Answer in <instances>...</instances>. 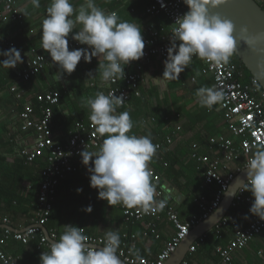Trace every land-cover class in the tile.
I'll return each instance as SVG.
<instances>
[{
  "label": "clouds",
  "instance_id": "clouds-1",
  "mask_svg": "<svg viewBox=\"0 0 264 264\" xmlns=\"http://www.w3.org/2000/svg\"><path fill=\"white\" fill-rule=\"evenodd\" d=\"M29 2L33 9L41 7L40 0ZM228 2L183 0L188 10L173 24L170 46L163 61V79L178 80L191 65L193 57L210 66L228 65L239 43L253 47L264 41V33L248 36L246 26H241L237 34V27L231 19L213 11ZM21 13L28 15L27 9ZM70 34L73 41L87 47L69 50ZM40 42L41 49L50 55L57 67L59 80L65 74L71 75L82 59L91 63L93 58H98L96 74L89 71L87 76L95 78L98 74L102 84L124 79L125 67L140 60L145 48L140 27L121 20L116 12H106L97 6L95 0H83L78 8L71 0H51L41 23ZM0 57H3L0 67L8 70L23 63L21 52L15 47L0 50ZM253 83L259 90L261 85L255 80ZM195 96L199 106L208 110L227 99L224 89L215 85L198 88ZM124 101L123 94L118 96L109 92L106 95L103 91L82 101L89 109L88 118L95 132L103 137V141L98 151H81V162L90 173V187L98 191V199L107 201L110 206L138 208L144 214L155 215L168 202L167 197L156 198L157 188L149 167L159 146L152 142L150 134L129 135L133 128L130 114L117 111ZM254 148L247 158L246 179L239 184L240 191H248L254 198L249 213L264 221V142ZM84 211L90 213L91 205ZM87 240L80 227L66 224L59 239L50 243V250L41 253L40 264H123L118 255L121 246L118 231L105 233L103 247L90 246ZM130 252L138 255L134 249Z\"/></svg>",
  "mask_w": 264,
  "mask_h": 264
},
{
  "label": "built area",
  "instance_id": "built-area-1",
  "mask_svg": "<svg viewBox=\"0 0 264 264\" xmlns=\"http://www.w3.org/2000/svg\"><path fill=\"white\" fill-rule=\"evenodd\" d=\"M142 1L146 3L142 12L144 18L147 20L163 18L170 24L171 29L165 31L160 24L157 27L147 25L145 29L147 34L144 37V56L125 67L124 79L117 80L115 83L101 84L100 91L106 95L109 92H115L118 96L123 94L125 101L122 107L125 108L128 107L132 99L141 98V86L146 83V67L151 66L154 62L159 63L161 74L163 73V61L167 57V48L170 46L171 31L175 26L173 24L188 10L183 0ZM254 1L264 9V0ZM16 3L17 0H0V26L21 22L22 16L16 8ZM4 47H7V50L14 47V44L7 40ZM77 47L86 46L73 40L69 41V50ZM31 52L32 58L23 66L17 65V67L9 69L21 81L29 82L47 65L57 69L48 53ZM193 60L201 63L198 69L199 75L209 78L211 86L223 88L227 97L222 104H219V109L228 136L218 134L209 138L205 145L193 143L188 152L189 160L197 167L204 169V186L211 187L212 191L209 194L201 193L193 198L192 204L198 213L192 214L186 221L180 220L178 212L168 202L166 207L155 215L144 214L138 208L128 209L121 205V214L125 222H136L143 225V238L159 239L155 222L160 213L166 215L174 229V234L164 243L153 262L130 252V249H134L136 252L135 240L137 237L135 235H122L118 255L123 264H165L190 231L203 221L208 220L219 209L236 176L246 170L247 158L255 150L254 146L264 142V100L259 99L263 93L261 88L257 90L253 83L254 80H257L253 77L246 78L243 71L235 64L210 66L196 57H193ZM96 61L98 58H93L91 63H85L82 59L79 64L92 67ZM183 73L180 74L177 81H183ZM188 82L194 84L196 79L190 78ZM10 91L15 92L16 90L11 88ZM35 101V106L24 105L22 107L19 114V131L34 134L32 146L21 152V157L27 163H33L43 156L46 158L40 175L37 209L34 212L33 224L22 231L12 232L7 229L10 226V220L0 215V262L2 264H18V258L12 257L3 249L10 240L27 245L37 235H40L37 249L45 247L50 250V243L58 240L61 234L52 232L48 236H44L40 228L47 222L51 214L56 187L75 171L72 162L81 157V151L84 149L98 151L103 141V137L95 132L88 119L86 122L83 120L75 122L67 141L64 144H56L53 140L51 121L54 109L60 104V95L58 92H45L38 94ZM164 121L168 122L169 118L165 117ZM155 122L156 119L152 117L143 121V125H153ZM180 131L181 126L176 125L172 133L165 135L161 142L154 143L159 146L156 152L164 153L171 148L175 135ZM152 172V179L158 193L156 198L161 200L160 183L163 174ZM240 190L239 188L234 195L229 212L212 228L211 232L214 239L220 241L223 233L230 226H235L243 206L246 207L247 224L243 229L234 228L227 246L217 245L214 247L213 254L218 259L215 264H231L232 254L245 249L264 230V221L249 213L253 202L251 193ZM82 231L88 237L86 243L90 246L103 247L102 237H92L87 235L83 229ZM205 238L206 235L198 240L203 241ZM196 250L197 244L193 243L188 249L189 256L180 264H197L191 258Z\"/></svg>",
  "mask_w": 264,
  "mask_h": 264
},
{
  "label": "crops",
  "instance_id": "crops-1",
  "mask_svg": "<svg viewBox=\"0 0 264 264\" xmlns=\"http://www.w3.org/2000/svg\"><path fill=\"white\" fill-rule=\"evenodd\" d=\"M135 1L139 2L143 8L140 12L135 7ZM50 2L51 0H40L41 7L33 9L29 0H17L16 8L22 16L21 22L0 26V50H6L5 42L11 41L14 47L21 52L23 63L18 64L19 66H23L32 58L31 51L37 54L46 53L41 49L40 32L41 23ZM71 2L78 8L83 0H71ZM95 2L98 7L106 12H116L121 20L136 24L140 27L143 38L147 34L145 30L147 25L157 27L160 24L165 31L171 29L170 24L163 18L158 20L144 18L142 12L146 3L142 0H95ZM24 9L28 11L26 16L21 13ZM78 28L79 26H77V30ZM69 41H72L71 34ZM2 59L3 57H1ZM97 67L98 61L92 67L78 64L71 75L65 74L59 80L58 69L47 65L29 82L21 81L11 70L0 67V180L4 175L3 172H5L4 176L7 173L10 177L14 176L17 159L22 158L21 152L30 148L34 142L32 132L21 133L19 131V114L22 107L24 105L35 106V97L38 94L58 92L60 104L54 109L55 114L53 112L51 129L54 142L64 144L71 134L73 124L80 120L86 122L89 119V109L83 105L82 101L89 97L94 98L95 94L100 91L102 83L99 75L97 74L95 78H88L87 76L89 71L95 75ZM145 75L146 83L141 86V98L132 99L126 109L118 110V112L128 111L130 114L133 128L129 135L144 136L150 134L153 143L161 142L165 135L172 133L176 125L181 126V131L175 135L171 148L164 153L156 152L149 167L155 173L163 174L160 183L161 199L167 197L168 203L178 212L180 220L186 221L192 214L198 213L192 204L193 198L201 193L209 194L212 191L211 187L204 186V169L197 167L189 160V148L193 143L205 145L209 138L218 134H227L221 110L219 105H215L209 111L202 108L201 110L206 111L200 114L193 110V106L187 104V99H181L182 102L177 103V106L174 105L172 108L167 106L164 108L156 107L153 113L146 114L148 97L154 88L155 79L162 77L160 64L154 62L151 66L146 67ZM190 78L198 79V83H204L203 86H209L207 84L210 81L209 78L196 74L187 76L180 82L172 81V86L169 89L172 91L182 89L193 95V84L188 82ZM11 88H15L16 91L11 92ZM152 117L156 119L155 124L144 126L143 121ZM165 117L169 118L168 122L164 121ZM81 160V157L73 160L75 171L59 185L53 207L56 223L54 230L63 232L66 224H74L92 237L104 238L105 233L109 230L118 231L120 237L124 234L135 235L137 237L135 245L138 256L153 262L164 243L174 234V229L166 215L160 213L155 222L159 239L143 238V225L136 222H125L120 211L121 205L110 206L107 201L97 198L98 191L90 187V173ZM173 161L177 163L176 166L170 172L171 175L165 176V165ZM4 166L8 167L7 171L4 170ZM89 166H91V162ZM31 181V178L26 176L16 184V190L29 191L33 186ZM77 189H82V191L78 192ZM89 205H91L92 211L87 213L84 209ZM245 210L246 207L243 206L235 226H230L223 233L220 241L214 239L217 242L215 246H227L234 228H245L247 224ZM25 214L21 215L19 219L13 220L15 227H11L14 230L22 231L30 226L25 225L27 222H32L31 219L26 218ZM205 235L214 238L211 231ZM188 256L187 253L186 257ZM193 260L197 264H215L218 262L213 251L209 254L199 255ZM231 264H264V230L245 249L232 254Z\"/></svg>",
  "mask_w": 264,
  "mask_h": 264
},
{
  "label": "trees",
  "instance_id": "trees-1",
  "mask_svg": "<svg viewBox=\"0 0 264 264\" xmlns=\"http://www.w3.org/2000/svg\"><path fill=\"white\" fill-rule=\"evenodd\" d=\"M135 7L140 12L143 8L139 5V2L135 1ZM231 64H235L238 66L243 73L245 74L246 78H251L249 73L244 69V67L241 65L239 60L233 55L230 59ZM201 66V63L193 60L191 65L185 69L183 73V78H186L187 76H194L198 73V69ZM209 81V79H208ZM204 83H198V79H196L195 84H193V96L195 95V92L198 88L202 87ZM207 84L210 86V81L207 82ZM262 92V91H261ZM261 100H264V94L262 93L261 96H259ZM123 109H126L125 107H121L118 110L121 111ZM117 110V111H118ZM206 110H201L199 113L205 112ZM209 111V110H207ZM55 114V110H54ZM222 135L228 136L226 133H223ZM17 163L15 166V173L13 177H10V175L7 173L6 176L5 172L3 177H1L0 180V215L9 218L10 220V227L14 226L13 220L19 219L21 215H26V218L32 221L34 220V212L37 209L38 204V194H39V184L41 181L40 175L43 167L46 163V158L43 156L42 158L34 161L33 163H27L25 159L22 157L20 159H17ZM167 168L165 169L164 175H171V171L176 166L177 163L173 161L172 163H167ZM12 167V166H10ZM4 170H8L7 166H4ZM3 170V171H4ZM26 176L31 178V182L33 183L32 189L29 191H18L16 190V184L20 182L21 179L25 178ZM62 182V181H61ZM60 182V183H61ZM60 185V184H59ZM59 185L56 187V193L55 198L58 192ZM38 186V188H37ZM55 201V199H54ZM53 202V207H54ZM121 211V210H120ZM122 215V214H121ZM134 223V222H132ZM33 223L27 222L25 225H32ZM45 230L47 231L48 235L52 232L57 233L58 235L62 234L63 232H60L56 229V223H55V214L54 210L52 208L51 214L47 220V222L43 225ZM12 228V227H11ZM27 228V227H26ZM42 232V231H41ZM43 234V232H42ZM44 235V234H43ZM40 235H37L36 238L32 241H30L27 245H22L19 242L10 240L6 243L4 246V251L10 254L12 257L18 258V264H40V255L43 251H49L48 248L42 247L39 250L37 249L38 242H39ZM197 244V250L195 253L192 254V259H196L199 255H202L204 253H211L216 245L217 242H215L214 238L212 236L207 235L203 241H196ZM0 264H2L0 262Z\"/></svg>",
  "mask_w": 264,
  "mask_h": 264
},
{
  "label": "water",
  "instance_id": "water-1",
  "mask_svg": "<svg viewBox=\"0 0 264 264\" xmlns=\"http://www.w3.org/2000/svg\"><path fill=\"white\" fill-rule=\"evenodd\" d=\"M213 11L231 19L237 27V34H239L241 26L248 28V36L254 37L264 33V9L254 0H229L227 4ZM233 55L239 60L249 75L258 81L264 93V41L257 43L253 47L241 42ZM246 171L244 170L236 176L226 192L219 209L208 220L203 221L190 231L189 235L181 242L165 264H180L186 258L189 247L196 240L209 233L229 212L234 195L240 188L239 182L246 179ZM7 229L14 232L11 227H7ZM41 230L47 236L43 226Z\"/></svg>",
  "mask_w": 264,
  "mask_h": 264
},
{
  "label": "rangeland",
  "instance_id": "rangeland-1",
  "mask_svg": "<svg viewBox=\"0 0 264 264\" xmlns=\"http://www.w3.org/2000/svg\"><path fill=\"white\" fill-rule=\"evenodd\" d=\"M171 84L172 81L165 80L162 77L155 79L154 88L148 97L147 108L145 110L146 114L153 113L156 107L164 108L167 106L172 108L174 105L177 106V103L182 102L181 99H187V104L193 106V110L201 111L202 107L199 106L198 99L195 95H190L189 92H185L182 89L172 91L169 89L172 86Z\"/></svg>",
  "mask_w": 264,
  "mask_h": 264
},
{
  "label": "bare ground",
  "instance_id": "bare-ground-1",
  "mask_svg": "<svg viewBox=\"0 0 264 264\" xmlns=\"http://www.w3.org/2000/svg\"><path fill=\"white\" fill-rule=\"evenodd\" d=\"M10 227V226H9ZM44 227V226H43ZM41 229V228H40ZM14 230V229H13ZM14 231H16V230H14ZM42 231V230H41ZM43 232V231H42ZM46 233H47V231H46ZM44 234V233H43ZM44 236H46L45 234H44ZM47 236H48V233H47Z\"/></svg>",
  "mask_w": 264,
  "mask_h": 264
}]
</instances>
